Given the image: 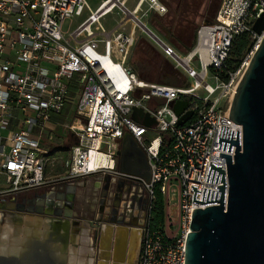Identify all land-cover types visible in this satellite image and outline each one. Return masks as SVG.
I'll return each instance as SVG.
<instances>
[{"label": "built area", "instance_id": "2783aa9c", "mask_svg": "<svg viewBox=\"0 0 264 264\" xmlns=\"http://www.w3.org/2000/svg\"><path fill=\"white\" fill-rule=\"evenodd\" d=\"M124 1L102 0L92 9L87 0H0V177L7 184L0 187V198L77 177L119 174L120 142L130 134L149 164L147 177L135 176L153 205L158 194L164 204L163 221L144 231L137 264H186L193 211L215 204L194 202L191 185L197 184L201 199L204 187L217 190L223 184L205 181L210 161L222 165L228 179L220 152L233 157L236 146L218 148L222 125L240 130L242 141L243 126L231 119L230 108L263 37L253 25L264 12V0H221L214 21L201 24L183 56L162 40L164 53L176 61L174 68L195 78L191 87L180 85L184 81L150 82L128 66L138 18ZM148 1L159 14L167 11L159 0ZM116 7L127 17L106 28L102 18ZM85 10L87 17L64 34V21ZM128 17L135 22L129 32L123 29ZM241 33H249L253 44L232 71L227 59ZM210 71L215 86L207 81ZM201 88L207 94H200ZM179 98H187L186 111L193 112L183 125L172 106ZM73 101V118L62 123L73 136L71 157L57 176L59 158L52 154L60 148L52 117ZM136 109L149 112L155 123L145 124Z\"/></svg>", "mask_w": 264, "mask_h": 264}, {"label": "water", "instance_id": "95a60500", "mask_svg": "<svg viewBox=\"0 0 264 264\" xmlns=\"http://www.w3.org/2000/svg\"><path fill=\"white\" fill-rule=\"evenodd\" d=\"M138 22L158 43L163 44L147 25ZM253 29L260 35L263 33V37L230 108L231 119L243 126L242 141L240 130L222 125L217 139L218 148L232 151L233 144L236 146L233 157L220 152V156L226 157L227 183L222 165L210 161L205 181H223V184L218 185L217 190L204 187L201 199L196 198L200 192L197 184L191 185L194 202L215 204L193 211L191 231L186 241V264H264V12L255 21ZM172 106L180 117L179 125L191 119L193 112L186 111L189 106L187 98H179L172 102ZM136 111L144 114L145 124L155 123L149 112ZM135 152L146 157L140 147L124 144L118 151V167L124 175L147 177V173L134 170L132 157ZM103 234L100 246L104 254L102 264L121 262L116 254L112 255L119 249L116 245L118 232L109 226ZM122 249H125L124 243Z\"/></svg>", "mask_w": 264, "mask_h": 264}, {"label": "crops", "instance_id": "0c3cea01", "mask_svg": "<svg viewBox=\"0 0 264 264\" xmlns=\"http://www.w3.org/2000/svg\"><path fill=\"white\" fill-rule=\"evenodd\" d=\"M125 1L129 2V0ZM134 2L132 8L126 6L132 12L140 11L146 1L135 0ZM137 7H140V9L136 10ZM115 9L119 8L116 7ZM130 22L132 25L135 24L132 19H130ZM129 29L126 31L129 32ZM70 108L71 106L67 104L61 114L53 115L52 122L57 124L56 131L60 124L66 120L70 113ZM65 133L67 136L64 144L59 145V143H56L60 149L63 146L64 148H70V143L73 141V136L66 131ZM124 144L135 148L137 146L140 147L130 134L124 135L120 142L119 150ZM145 158L135 152L132 157L134 167L137 166L139 160ZM141 171L149 174V169ZM64 172L62 164L61 168L57 169L56 174L61 176ZM110 175L115 174L103 172L67 180L64 184L60 182L51 187L35 188L16 193L23 194V197L27 200L35 199L37 194L47 195L43 201L54 204L53 209L49 211L16 208L13 203L14 200H9L6 203L1 202V216L5 220V225L0 227V264H94L95 260L102 254V251L93 240L95 225L89 224L87 220L83 219L91 214L85 213L84 210H77L75 205H71V202L74 196L77 201V194L84 188L89 187L88 184L92 185L94 183L98 187ZM97 192H99V188H97ZM48 195H52V197ZM100 216L101 213L98 212L96 218ZM102 224L104 230L108 229L109 226L111 229H115L111 223L102 222ZM13 226L17 227V229L13 230ZM11 229L12 231H10ZM15 231V235L11 233ZM17 231L19 232L17 233Z\"/></svg>", "mask_w": 264, "mask_h": 264}, {"label": "rangeland", "instance_id": "374dc122", "mask_svg": "<svg viewBox=\"0 0 264 264\" xmlns=\"http://www.w3.org/2000/svg\"><path fill=\"white\" fill-rule=\"evenodd\" d=\"M87 1L92 9H96L102 0ZM134 1L135 0H129V2L125 1V6L132 8L135 3ZM145 1L146 2H144L140 11L135 14L138 20L147 25L148 28L151 29L161 40L166 42L170 47L174 48L179 56L185 55L187 47L194 43V39L197 36V31L201 24L214 21L216 12L218 11V7L221 3V0H165L168 4L167 5L163 2V0H159L167 7V11L163 14V21L171 27L174 38L170 40L165 37V35L158 29V26H156L155 23H153V20L150 19V14L152 13L151 11L154 9H151L150 1ZM87 15L88 11L85 10L81 15L75 14L71 17H68V19L64 21V34H67L69 31L75 29L77 25L87 17ZM125 15V11L123 12L120 9H115L102 18V23L104 22L103 24L106 26V28H110L114 26L118 20L127 17ZM128 19L132 18L128 17ZM129 28H132V23L130 20L125 26H123L124 30L128 31ZM127 58L128 66H130L134 71H137L140 77L150 82H158V72L161 70L159 74L163 78L164 82L171 81L179 84L184 81V83L180 85L187 87L194 86L195 84V78L188 76L182 67H179V69L174 68L176 61L166 56L161 44L158 43V41L155 40L147 31H145L139 23L137 24L136 28L135 44L133 45ZM137 60L145 64L146 71L144 73H140L137 70L134 63ZM192 65L197 70L199 69V64L197 61H194ZM24 67L25 65L23 64L22 69H24ZM211 74L212 71H210V76L207 77V81L212 86H215L217 82L211 77ZM183 76L187 77V80H185ZM198 91L200 94H207L203 88L199 89ZM73 102L74 103L71 106L72 108H70V113L68 114L65 121H70L73 118L74 107L76 103L75 101ZM66 136L67 134L65 133L62 124H60L56 131V143L63 145L64 140H66ZM52 156L59 158L56 169H60L62 164L64 165L65 161L70 159L71 150L70 148H64L63 146V148L57 150L54 154H52ZM88 185V189L84 188L77 194L78 199L75 203V207L79 211L84 210V208L87 206L88 203L86 202V199L92 200V198L95 197L94 195H91V184ZM1 186L5 188L7 187V184L0 177V187ZM1 213L2 212L0 210V227H3L5 225V220L1 216ZM86 217L83 219L89 220Z\"/></svg>", "mask_w": 264, "mask_h": 264}, {"label": "flooded vegetation", "instance_id": "af4514ba", "mask_svg": "<svg viewBox=\"0 0 264 264\" xmlns=\"http://www.w3.org/2000/svg\"><path fill=\"white\" fill-rule=\"evenodd\" d=\"M149 164L147 156L143 160L137 162L134 170H148ZM89 188V187H88ZM87 188V189H88ZM99 188V192H97ZM90 190L95 197L92 200L86 199L88 203L84 208L85 213H90L88 218L89 224H93V240L96 246L100 248L103 244L104 227L102 222L113 224L118 232L117 253L116 257L121 258V262L117 264H137L140 258L142 249V239L144 231L148 226L157 224L161 221L160 208L151 203L150 197L147 195L139 178L134 174L124 175L123 173L110 175L106 177L102 184L98 187L92 183ZM106 191V194H105ZM89 193V192H88ZM90 194V193H89ZM23 194H12L0 198L1 202L14 200L16 208L33 209V210H52L54 204L51 202L45 203L43 199L47 197L44 194H37L35 199L27 200ZM89 196V195H88ZM74 196L71 205L76 203ZM92 212H94L92 214ZM101 213L99 218H96L97 213ZM161 223V222H160ZM85 225V224H84ZM123 243L125 249L123 250ZM104 255L103 252L101 254ZM96 259L94 264H101L103 258ZM99 261H101L99 263Z\"/></svg>", "mask_w": 264, "mask_h": 264}, {"label": "trees", "instance_id": "16d2710c", "mask_svg": "<svg viewBox=\"0 0 264 264\" xmlns=\"http://www.w3.org/2000/svg\"><path fill=\"white\" fill-rule=\"evenodd\" d=\"M164 3L167 4V2L165 0H163ZM168 5V4H167ZM152 13L150 14V19L153 20V23H155L156 26H158V29L165 35L166 38L168 39H173V34L171 31V27L170 25L168 26L167 23H165L163 21V14H159L158 12H156L155 10L151 11ZM196 41V37L194 39ZM233 44L231 47V51L229 54V57L227 59V66L230 70H236L237 67H239L241 61L243 60L244 56L246 55L247 51L251 48L252 44H253V38L249 33H241L239 35H237L235 37V39H233ZM194 43L191 46L187 47V50H190L192 48V46L195 44ZM136 65L137 70L140 73H144L146 71V67L145 64L140 62L139 60L134 62ZM161 70H159L158 72V82H164L163 78L160 76ZM163 73V72H162ZM161 73V75H162ZM142 78V77H141ZM166 82H170L171 81H165L164 84ZM156 201L155 204L160 208V215H161V221H163L164 218V204H163V198L161 196V194H158V196H156ZM152 224L151 227L153 228H157V226L160 224Z\"/></svg>", "mask_w": 264, "mask_h": 264}, {"label": "bare ground", "instance_id": "6f19581e", "mask_svg": "<svg viewBox=\"0 0 264 264\" xmlns=\"http://www.w3.org/2000/svg\"><path fill=\"white\" fill-rule=\"evenodd\" d=\"M142 1V0H141ZM144 1V0H143ZM141 3V2H140ZM138 9H140V7H137V9L136 10H138ZM135 12V11H134ZM134 12H132V13H134ZM136 12H139V11H136ZM137 14V13H136ZM103 161H106V159L105 158H103ZM12 227V226H11ZM6 229V228H5ZM13 230L15 229H17V227H15V226H13V228H12ZM12 229L10 230V231H12ZM19 231H17V233H18ZM11 233H13L14 235H15V233H16V231L15 232H11ZM9 237H10V234H9ZM14 240H15V238H14Z\"/></svg>", "mask_w": 264, "mask_h": 264}]
</instances>
